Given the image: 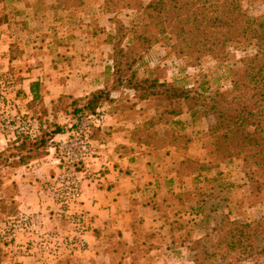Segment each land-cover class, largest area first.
Returning a JSON list of instances; mask_svg holds the SVG:
<instances>
[{
  "label": "trees",
  "instance_id": "trees-1",
  "mask_svg": "<svg viewBox=\"0 0 264 264\" xmlns=\"http://www.w3.org/2000/svg\"><path fill=\"white\" fill-rule=\"evenodd\" d=\"M43 1L32 3L36 13L45 8L40 5ZM83 3L84 0H56L50 8L71 12ZM102 5L106 13H114L119 8L133 10L136 18L128 26L119 22L115 34L108 36L113 80L104 88L71 100L74 120L67 130L78 122L100 118V108L110 103L111 93L119 89L137 93L140 100L161 97L170 108L144 122L140 129L131 131V141L136 146L155 150H185L192 138L174 130L160 134L156 130L159 118L167 115L175 119L184 111L191 122L211 117L205 132L208 167L184 158L179 162L176 178L181 181L192 175L199 176L222 163L239 160L251 205L263 201L264 13L250 14L243 0H103ZM124 39L127 42L122 46ZM166 39L171 41L170 50L176 56L187 57L195 52L198 54L195 60L207 57L218 64L233 58L228 65L230 88L211 89L203 87L205 83L192 88L139 77L135 65L141 58L140 53ZM230 48L241 52V56L236 58L235 53L229 52ZM40 86L38 82L30 85L34 100L41 97L38 94ZM55 120L44 122L49 124L45 128L38 126L19 134L24 136L15 138V152L2 153L6 164L2 168L25 165L45 155L52 137L64 130ZM100 129L101 124L91 126V142ZM35 130L37 134L34 135ZM180 245L186 248L193 264H264V216L256 221L242 222L226 215L210 233L186 242L184 238Z\"/></svg>",
  "mask_w": 264,
  "mask_h": 264
},
{
  "label": "rangeland",
  "instance_id": "rangeland-1",
  "mask_svg": "<svg viewBox=\"0 0 264 264\" xmlns=\"http://www.w3.org/2000/svg\"><path fill=\"white\" fill-rule=\"evenodd\" d=\"M43 2L40 5L45 8L36 14L32 25L38 29L40 40L50 39L48 43L52 45L48 47V50L51 47L60 62L54 59L52 64L47 65L49 76L52 77L54 72L51 69L54 68L59 77L51 79L50 84H41L38 94L40 91L54 94L56 91L65 90L66 87L73 93H79L84 83H87L88 90L104 88L111 84L113 80L112 50L107 43V38L110 34H115V28L119 22L125 26L133 22L136 13L133 10L122 8L117 9L114 13H106L102 8L103 2L100 3L98 0H84L82 6L77 8L79 11L82 10L79 13L77 9L71 12L61 11V9L54 11L50 8V4L46 3V0ZM243 3L252 15L264 13V0H243ZM76 27H79L76 29L80 31L79 33L73 29ZM64 28H67L68 31H62ZM67 42L76 43L75 53L77 55H72L74 51H65ZM79 42L84 43L85 46L80 45ZM126 42L127 39H124L122 46H125ZM170 43L171 41L166 39L153 46L149 51L140 53L141 58L135 65L139 77L157 78L161 82L165 81L192 88L199 87L203 83H205L203 87L211 89L228 90L230 88L228 65L233 62V58L230 57L225 63L218 64L207 57L195 60L198 56L195 52L187 57L176 56L170 50ZM41 49L46 55V50ZM12 52L18 54L19 51L14 49ZM229 52L235 53L236 58L241 56V52L235 51L234 48H230ZM61 57L70 59L71 64L66 66V59L64 58L65 63L61 62ZM54 62H57V65L53 64ZM65 67L75 70L74 74H77L75 80L70 81V77L66 75L68 71ZM3 69L5 70H2V83H0V92H2L0 94V264H15L18 262L16 260L18 253H21L22 256H33L24 251L22 247L19 249V245L13 246L2 235L3 222L19 215H13L12 207L6 200L10 197L12 183L8 170L2 168V165L5 164L2 153L5 155L13 153L15 138L24 135H19L14 130H6L2 124L7 121L9 124H14L11 119L14 120L16 116L25 123L44 124L46 121L54 120L52 118L54 117L56 120L62 119V124H72L74 119H72L70 102L73 94H61L57 99H53L51 105L56 106L55 108H51L50 104L45 102L42 97L27 102V98L21 96L23 93L22 83L19 80L21 78L19 68L12 64L7 65V69L5 67ZM94 70L96 71L94 72ZM88 74L97 77L85 80L84 78ZM98 74H101L102 79L95 82L98 80L97 78H100ZM111 97L113 100L103 104L100 108V118H97L98 121H95L94 124H105V121L108 120L106 114L113 112L114 118L117 117L119 124L127 125L128 130L133 131L140 129L144 122L155 116L158 117L171 106L161 97L140 100L137 93L126 89L112 92ZM60 113H62L61 116ZM211 121V117H206L191 122L185 111L175 119L167 115L159 118L158 124L160 125L156 127V130L160 134H163L165 130H174L178 133H186L192 138L187 149L176 150L170 154L169 162L166 163L168 170L165 172L174 173L176 164L184 158L198 161L208 167L207 149L205 148L208 140L205 137V132ZM2 135H7L10 140L7 146L2 143ZM2 148L10 153L2 152ZM161 154L163 155L165 152L163 151ZM164 156H168V153ZM173 180V186H170V190L159 206L161 216L159 230L146 231L138 225L137 220L135 221L137 231L134 233V245L126 252L130 258L126 264H193L186 248L180 245L184 238L185 242L202 238L218 226L220 219L226 215L242 222L256 221L264 216V200L256 205H251L249 188L241 172L239 160L222 163L218 168L211 169L210 172H203L199 176L192 175L181 181L173 177ZM5 186H8L9 193H2V188L4 189ZM26 239L25 236L22 240L25 242ZM7 245L16 247L14 255L11 254L12 252L5 251L4 247ZM123 250L126 248L123 247ZM34 260L39 264L54 262L48 259L35 258ZM43 260L49 261V263H45V261L43 263Z\"/></svg>",
  "mask_w": 264,
  "mask_h": 264
},
{
  "label": "crops",
  "instance_id": "crops-1",
  "mask_svg": "<svg viewBox=\"0 0 264 264\" xmlns=\"http://www.w3.org/2000/svg\"><path fill=\"white\" fill-rule=\"evenodd\" d=\"M33 1L0 0V71L12 64L19 68L21 89L27 102L34 100L30 92L31 84L38 82L40 85H46L52 82L51 79L59 77L54 68L51 69L54 73L50 77L47 65L52 64L54 59L60 62L59 58H56V53L52 52V48L48 50L52 45L48 43L50 39L40 40L38 29L32 25L36 14H39L35 12ZM98 1L103 2V0ZM55 2L56 0H46L50 6ZM80 11L78 10V13ZM77 28L79 27L73 29L79 33ZM64 30L68 31L67 28L62 31ZM75 44V42H67L65 51H74L72 55H77ZM79 44L85 46L84 43L79 42ZM86 46L88 48V45ZM41 48L46 50V55ZM14 49H18V54L12 52ZM64 58L61 57V62H64ZM65 59L66 66L71 64L70 59ZM57 62L53 64L57 65ZM65 68L70 81L75 80L77 77V74H74L75 70ZM98 76L100 78L95 82L102 79L101 74ZM92 77L97 76L88 74L84 79L90 80ZM87 87V83H84L79 93H73L66 87L65 90L56 91L54 94H47L46 91H40L39 94L51 108H55L56 106H52L51 102L61 94H73L72 99H76L103 88L88 90ZM106 116L108 120L94 135L91 152L85 162L91 177L82 184L79 209L88 221V232L85 236L87 247L82 252H65L53 260L52 264H126L130 259L126 252L134 245V233L137 231L135 221L137 220L139 226L150 232L159 230L161 226L159 206L170 186H173V177H176L179 166V163L176 164L174 173L168 174L165 172L168 170L166 163L169 162L170 154L176 150L172 148L155 150L153 147L136 146L130 139L132 130L129 131L127 125L119 124L113 112L107 113ZM55 121L64 130L52 137L46 147L45 155L25 165H15L11 169L3 168H6L8 175L11 176V193L6 200L12 207L13 215L40 213L44 217L47 229L59 230L67 226L47 187L58 172L56 149L59 142L66 139V131L70 124H62V119ZM47 125L49 124H35V128L38 126L45 128ZM35 134H37L36 130ZM8 139L7 135H2V143L5 146L10 141ZM3 151L10 153L5 148H2ZM163 151L165 154L162 155ZM166 153L168 156H164ZM3 192H10L8 186L2 188ZM122 246L126 250H123ZM4 248L13 255L17 250L16 247L9 245ZM16 255V260L21 264H39L35 263L34 256H22L21 253ZM47 262L49 263L45 261Z\"/></svg>",
  "mask_w": 264,
  "mask_h": 264
},
{
  "label": "built area",
  "instance_id": "built-area-1",
  "mask_svg": "<svg viewBox=\"0 0 264 264\" xmlns=\"http://www.w3.org/2000/svg\"><path fill=\"white\" fill-rule=\"evenodd\" d=\"M97 118L92 117L73 124L66 131V139L60 141L56 149L58 172L47 189L67 227L59 230L47 229L40 213H20L2 225L4 238L13 246L19 245L36 259L56 260L65 252H82L87 247L85 236L88 232V221L79 205L82 184L91 177L85 162L91 152V126L99 125L92 124L98 121ZM11 121L14 124L7 121L2 124L3 128L14 130L18 134L35 129V123H25L18 116ZM25 236L27 239L24 242L22 239Z\"/></svg>",
  "mask_w": 264,
  "mask_h": 264
}]
</instances>
